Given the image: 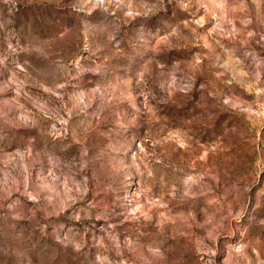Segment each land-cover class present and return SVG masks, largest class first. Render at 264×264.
I'll return each mask as SVG.
<instances>
[{
    "label": "rangeland",
    "instance_id": "rangeland-1",
    "mask_svg": "<svg viewBox=\"0 0 264 264\" xmlns=\"http://www.w3.org/2000/svg\"><path fill=\"white\" fill-rule=\"evenodd\" d=\"M0 264H264V0H0Z\"/></svg>",
    "mask_w": 264,
    "mask_h": 264
}]
</instances>
